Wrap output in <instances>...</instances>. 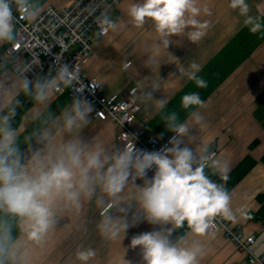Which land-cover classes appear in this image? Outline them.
I'll use <instances>...</instances> for the list:
<instances>
[{
    "label": "crops",
    "instance_id": "obj_1",
    "mask_svg": "<svg viewBox=\"0 0 264 264\" xmlns=\"http://www.w3.org/2000/svg\"><path fill=\"white\" fill-rule=\"evenodd\" d=\"M71 2L30 0L34 15L29 18L35 19L46 7L61 9ZM131 2L139 0H122L110 16L118 24L116 32L100 37L94 31L96 41L85 73L101 83L106 96H123L137 88L135 100L140 112L133 124L135 131L143 130L161 142L167 141L177 134L169 128L167 120L176 113V123H184L189 128L187 135H177V139L182 140L180 146L192 149L198 156L201 147L206 146L214 157L223 161L226 169L214 173L208 166L205 172L229 192L234 224L246 235L259 234L263 225L251 220L250 214L259 210L261 204L257 197L264 195V31L250 32L239 10L229 7L230 0H201L212 12L211 16L201 17L210 21L204 38L192 43L186 35L172 36L169 47L164 49L151 21L142 28L131 23L127 15ZM247 3L250 15L264 18V0H247ZM153 56L156 64L147 67L146 61ZM128 63L131 65L124 70ZM192 63L199 66L196 74L206 81V87L198 88L181 73L180 69L187 71ZM40 78L51 80L47 76ZM15 79L8 71L0 73V80L6 86L12 85ZM50 91L52 97L46 104L37 103L23 92L16 96L19 104L13 119L16 118L17 143L23 163H29L34 152L44 149L46 141H41L42 135L50 133L55 143L74 135L62 127L63 113L71 108L74 99L68 94H55L52 88ZM148 92L152 93L151 99L146 97ZM192 92L199 93L203 104L184 109L181 99ZM0 103H7V98H0ZM7 111L5 107L0 115ZM93 111L89 115L90 123L76 134L85 142L102 144L109 154L123 150L116 139L118 127L111 122L95 120ZM193 111L203 116V126L195 124ZM247 158L255 165L241 181L230 186L231 174ZM153 175L147 173L146 179ZM143 185L144 179L130 180L115 201L98 188L91 200L82 201L79 209L61 211L57 225L39 245L28 238L21 222V235L14 243L27 255L28 264H80L76 252L87 248L96 252L88 264H144L139 247L132 249L130 241L133 236L159 226L141 220L115 240L103 236L99 228L105 217L119 219L126 215L120 211L121 207L129 209L131 223L138 208L136 196ZM109 204L113 207L101 215ZM164 227L171 228V233L176 228ZM178 242L182 246L201 245L206 255L200 259V264H247L244 254L218 232L199 237L188 230Z\"/></svg>",
    "mask_w": 264,
    "mask_h": 264
},
{
    "label": "clouds",
    "instance_id": "obj_2",
    "mask_svg": "<svg viewBox=\"0 0 264 264\" xmlns=\"http://www.w3.org/2000/svg\"><path fill=\"white\" fill-rule=\"evenodd\" d=\"M14 3L18 13L26 17L34 15L30 0H0V46L11 44L18 47L15 43ZM229 7L239 10L250 32L264 31V18L249 14L247 0H230ZM127 15L136 28L151 21L161 47L167 49L172 36L186 35L192 43L203 39L210 21L201 17L211 16L212 12L201 0H139L128 5ZM96 23L101 36L114 33L118 28L117 22L105 13L97 17ZM156 62L155 56L150 57L146 66L153 67ZM29 67L25 63H15L11 71L16 79L10 86L0 80V98H7V103H0V112L5 107L8 109L7 114L0 115V212L20 218L28 238L39 245L57 225L61 211L79 209L82 201L91 200L98 188L115 201L130 180L135 182L141 178L144 185L138 190V208L131 223L129 209L121 207L120 211L126 215L119 219L105 217L99 226L101 234L115 240L143 220L159 226L156 230L133 236L130 241L132 249L139 247L144 264H200V259L206 255L203 247L172 242V229L164 226L183 227L186 224L192 234L204 237L215 217L235 218L229 192L205 173L208 166L214 173L226 169L223 161L210 155L206 146L201 147L198 156L192 149L181 147L182 140L176 137L171 141L172 146L162 151H139L128 145L109 154L102 144L85 142L76 134L90 123L89 115L93 111L86 99L76 98L71 108L63 113V130L74 133L72 138L55 143L50 133L42 135L41 141H46L44 149L34 152L29 163H23L17 133L11 125L19 104L16 96L23 92L37 103L46 104L52 97L50 89L53 84L49 79L29 80L25 76ZM7 71V60L0 61V73L6 74ZM180 71L198 88L207 86L206 81L196 74L199 71L197 64L192 63L189 70ZM55 79L70 88L76 75L65 65L57 68ZM146 97L151 99L152 93H146ZM202 104L197 92L185 94L181 99L184 109L198 108ZM191 115L195 124L203 126V116L196 111ZM167 120L169 128L179 137L188 134L186 124L176 123V113ZM198 158L211 160V165L197 164ZM153 169L152 178L146 179L147 172ZM95 256L96 252L91 248L76 252L80 264H88ZM0 264H28L27 255L13 242L10 226L2 220Z\"/></svg>",
    "mask_w": 264,
    "mask_h": 264
},
{
    "label": "built area",
    "instance_id": "obj_3",
    "mask_svg": "<svg viewBox=\"0 0 264 264\" xmlns=\"http://www.w3.org/2000/svg\"><path fill=\"white\" fill-rule=\"evenodd\" d=\"M121 1L72 0L68 6L61 9L46 7L33 20L18 13L14 3L15 43L18 47L4 44L0 51V61L7 60L8 72L14 77L11 70L15 63H25L30 66L25 73L29 80L35 82L41 76H47L53 81L52 89L55 94H68L72 99H86L94 109L95 120L111 122L118 127L116 139L123 149L132 145L139 151H162L172 146L171 141L173 137L177 138L178 134L161 142L143 130L133 129L140 112V105L135 100L137 88L130 89L123 96L117 94L106 96L101 83L90 79L84 70L93 54L96 41L94 31L98 34L100 31L96 23L97 17L102 13L110 17ZM65 65L76 75L70 88H66L55 79L57 68ZM130 65L126 64L123 69ZM15 130L17 133V129ZM210 162L211 160L202 158L196 161L197 164L204 165H209ZM147 173H154V169ZM111 205V207L107 205L101 211V215H105L113 207V204ZM208 232L221 233L244 254L247 264H264V231L246 235L234 224L233 219L217 216Z\"/></svg>",
    "mask_w": 264,
    "mask_h": 264
},
{
    "label": "trees",
    "instance_id": "obj_4",
    "mask_svg": "<svg viewBox=\"0 0 264 264\" xmlns=\"http://www.w3.org/2000/svg\"><path fill=\"white\" fill-rule=\"evenodd\" d=\"M16 119V118H15ZM15 119L11 120V125L14 129H16V121ZM264 163V158H263ZM255 162L250 160L249 158L245 159L235 171L230 176V186L237 184L241 181L247 173L253 168ZM258 201L261 204L259 210L253 214H250V219L259 221L263 225L264 231V195H259ZM0 220L4 221L11 228V236L13 238V242L21 235V222L22 220L18 217H14L10 214L0 212ZM188 227L185 224L183 227H176L174 231L171 233L170 240L174 243L178 242L187 232Z\"/></svg>",
    "mask_w": 264,
    "mask_h": 264
},
{
    "label": "water",
    "instance_id": "obj_5",
    "mask_svg": "<svg viewBox=\"0 0 264 264\" xmlns=\"http://www.w3.org/2000/svg\"><path fill=\"white\" fill-rule=\"evenodd\" d=\"M211 151H209V154H210Z\"/></svg>",
    "mask_w": 264,
    "mask_h": 264
},
{
    "label": "rangeland",
    "instance_id": "obj_6",
    "mask_svg": "<svg viewBox=\"0 0 264 264\" xmlns=\"http://www.w3.org/2000/svg\"><path fill=\"white\" fill-rule=\"evenodd\" d=\"M6 114V113H5ZM1 115H3V114H1Z\"/></svg>",
    "mask_w": 264,
    "mask_h": 264
}]
</instances>
